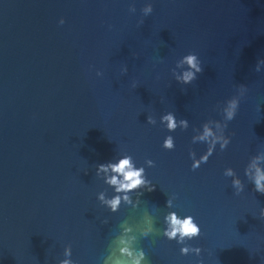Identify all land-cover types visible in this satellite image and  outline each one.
Segmentation results:
<instances>
[{
  "label": "water",
  "instance_id": "water-1",
  "mask_svg": "<svg viewBox=\"0 0 264 264\" xmlns=\"http://www.w3.org/2000/svg\"><path fill=\"white\" fill-rule=\"evenodd\" d=\"M189 53L203 72L184 85ZM261 60L264 0H0V264H264ZM205 124L230 143L193 170ZM126 155L153 191L97 173ZM173 212L200 236L169 239Z\"/></svg>",
  "mask_w": 264,
  "mask_h": 264
},
{
  "label": "clouds",
  "instance_id": "clouds-1",
  "mask_svg": "<svg viewBox=\"0 0 264 264\" xmlns=\"http://www.w3.org/2000/svg\"><path fill=\"white\" fill-rule=\"evenodd\" d=\"M132 11H135V7L130 8ZM152 5L148 4L146 5L142 11L145 15H148L152 12ZM60 23L63 24L64 20L61 19ZM261 63H264V60H261L256 65V70L259 71V65ZM179 64L187 66L185 68V71L182 73V75L175 76V80L181 84L188 85L191 84L194 80L197 79L198 74L203 72V68L201 65V61L198 59V56L195 53H189L185 56H183ZM127 71V69H124ZM97 75H102V73H97ZM135 87V85H133ZM240 89H243L246 91V88L242 85ZM239 99L236 97H232L228 99L225 104L227 107L225 108L226 113V123L224 124V129L227 128V122L231 121L235 118L237 109L239 107ZM147 123L151 125L156 124L155 118L152 116H147ZM160 123L165 125L167 130L169 132H174L178 125L182 124L185 127L181 130H186L188 127V120L187 119H180L177 120L176 115L173 112H168L167 114H164L160 118ZM204 127V133L199 138L200 142H205L207 144V150L206 152L199 157V159L196 158V153L194 151H190L189 155L190 158L193 160L192 163V169H197L202 163H206L209 159V157L213 154L216 145L219 143L220 149L224 150L228 144L230 143V137L228 136H221L216 137L215 141L212 145L208 144V137L212 136L213 133L207 128V125H203ZM217 127H220L219 124H217ZM222 141V143H221ZM193 143H195V138H193ZM162 147L166 150H173L175 148L174 138L171 135L166 136V138L163 141ZM145 163L149 167H154L155 163L152 160H146ZM109 168L116 173L120 174L123 177V181L119 180L116 175H113L110 179H108L106 182L110 185L117 186L115 188L116 192H120L121 190H133L143 187L147 191H153L154 185L151 184V181L146 179L145 175H142L144 173L143 167H137L133 160L131 155H126L121 158H119L117 161H109L106 163H101L97 165V173L100 171H107ZM227 175H232V170L228 169ZM264 180V175L258 176L257 180L255 181V190L257 192H260L261 194H264V184L261 183V181ZM234 185L239 183V181H234ZM119 196L114 197L112 200L108 201V203L111 205V208L113 211L117 210V207L119 205ZM166 206H168L166 202ZM173 226L180 225L179 228H173V231L170 233H166L169 239H174L176 237V232L179 231L181 233V237L187 236L190 240L197 238L201 234V229L199 225L195 222L194 218L191 215H186L183 218V221L181 219H177V215L175 212L170 213L168 216L165 217L166 220H169ZM194 222V223H193ZM180 242V241H178ZM182 252H185V249L181 250ZM66 251V255H67ZM63 264H69L68 261H64ZM136 264H139V261L136 262Z\"/></svg>",
  "mask_w": 264,
  "mask_h": 264
}]
</instances>
